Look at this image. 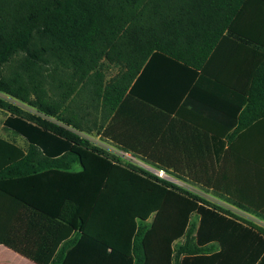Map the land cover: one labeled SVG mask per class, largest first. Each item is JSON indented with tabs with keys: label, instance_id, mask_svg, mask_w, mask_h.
Segmentation results:
<instances>
[{
	"label": "trees",
	"instance_id": "obj_1",
	"mask_svg": "<svg viewBox=\"0 0 264 264\" xmlns=\"http://www.w3.org/2000/svg\"><path fill=\"white\" fill-rule=\"evenodd\" d=\"M247 1L0 0V110L6 113L4 128L27 144L22 152L17 149L14 159L0 170V181L52 169L74 173L84 154L104 157L124 167L132 173L127 191L97 190L95 194L93 189L91 199L85 203L84 217L90 220V227L117 236L120 234L111 225L119 218L125 220L122 236L133 257L110 250L98 230L93 237L74 234L80 200L67 199L59 215L53 217L2 190L0 244L37 264H149L147 240L161 224L162 212L182 209L183 205L185 226L179 233L166 235L170 243L165 262L171 242L182 235L183 242L173 250V264H192L193 256L200 260L197 264L213 260L208 257V242L214 237L222 245L224 241L208 233L204 226L208 216L218 215L219 222H223V215L232 216L229 211L210 206L203 197L125 162L82 133L92 135L96 131L102 140L118 149L169 171L168 166L155 162L158 154L149 153L150 135L145 136L147 143L141 145L126 133H114V126L124 117L125 121L147 122L152 135H159L175 113L176 94L183 89L176 76H186L184 89H190L188 97L192 98L206 80L205 65L225 32L235 36L231 24ZM240 38L244 43H252L246 37ZM260 45L262 57L255 59L249 91L241 99L237 95L234 111L222 109L229 117L248 123L264 117V45ZM154 57L176 64L175 71L172 65L167 66L170 63H165L158 73L165 77L167 85L164 101L141 89L145 68ZM106 65L118 67L119 73L107 79ZM173 75L175 82L169 78ZM203 101L205 105L210 103ZM131 104H136V109L128 115ZM183 105L189 104L186 101ZM105 192L116 198L117 206L132 203L136 213L120 217L110 212L101 219V207L94 206L93 200L99 194L106 196ZM196 204L201 226L195 236L189 217ZM155 212L157 216L151 225L146 219ZM99 220L102 223L95 225ZM248 225L264 234V229Z\"/></svg>",
	"mask_w": 264,
	"mask_h": 264
},
{
	"label": "crops",
	"instance_id": "obj_2",
	"mask_svg": "<svg viewBox=\"0 0 264 264\" xmlns=\"http://www.w3.org/2000/svg\"><path fill=\"white\" fill-rule=\"evenodd\" d=\"M230 30L235 36L225 32L205 65L206 80L196 88L192 98L188 97L190 89H184L186 76H176L183 89L176 94L175 113L167 119L159 135H152L147 122L140 123L134 119L125 121L124 117L114 126L117 129L114 133H126L131 140L141 145L147 143L145 136L150 135L149 153L158 154L159 158L155 162L168 166L167 172L176 175L175 178L187 187L178 186L192 190L206 199L210 206L222 207L232 214L223 215V222H219L221 218L218 215L208 216V224L204 227L208 233L223 238L224 245L217 237L208 242L207 246L211 248L208 257L213 260L207 264H264V234L248 225L252 223L264 229V117L248 123L233 119L222 111H234L238 96L241 99L242 95L247 94L252 83L255 59L262 57L258 46L264 45V0H248L234 18ZM240 37H246L252 43H244ZM166 61L163 57H154L143 74L142 91L159 101L166 99L165 77L158 74L165 63H170ZM170 65L175 71L176 64L167 66ZM169 78L176 81L174 75ZM203 100L210 102L209 105H205ZM186 101L188 106L183 105ZM131 105L128 115L136 109V104ZM4 121L0 124V170L14 159V154L20 149L8 140ZM20 139L25 142L22 137ZM20 150L22 152L23 149ZM75 170L69 173L52 169L36 175L3 180L0 181V190L57 217L63 203L72 198V189L81 187V190H89L91 184L95 183L98 186L93 189L100 192H118L121 188L127 191L126 185L132 180L130 171L93 154H84L81 165ZM96 173L99 175L96 176ZM98 196L93 200L96 207L99 206ZM197 207L196 204L189 217L195 226V236L201 226ZM85 214V203L81 201L73 224L76 230L74 234L93 237L99 231L108 241L110 250L115 249L133 257L130 247L126 248L127 240L123 236L120 238L115 233L90 227V220L84 217ZM156 216L157 212L148 220L154 222ZM183 240V235L173 239L168 262L164 264H173L174 247ZM192 260V264L200 261L196 260V256ZM0 264L37 263L0 244Z\"/></svg>",
	"mask_w": 264,
	"mask_h": 264
},
{
	"label": "rangeland",
	"instance_id": "obj_3",
	"mask_svg": "<svg viewBox=\"0 0 264 264\" xmlns=\"http://www.w3.org/2000/svg\"><path fill=\"white\" fill-rule=\"evenodd\" d=\"M120 69L116 66H107L104 68V72L106 75L107 79H111L113 77H115L118 73H119ZM8 100L13 101L17 104H19L20 106H22L23 108L27 109V110H32L30 107L23 105L22 103H19L17 101L12 100L10 97H6ZM33 111V110H32ZM95 113V111H93ZM6 117V113L2 110H0V124H2L3 120ZM6 135L8 136V140L9 141H14L15 144L20 148V149H26L27 144L20 139L19 136H16L13 132L8 131L6 132ZM82 135H84L85 137L89 138L94 144L108 150L110 153L116 155L117 157H120L122 160H124L125 162H130L133 163L149 172H151L150 166L147 162H145L144 160L140 159L139 157H135L132 154H127L125 151L117 149L116 147L112 146V144L107 143V141H104L101 139V137L99 135L96 134V131L94 132V134L89 135V134H85L82 133ZM96 176L99 175L98 173L95 174ZM173 177V180L171 182L178 184L180 186H184L187 187L186 185H183L182 182H180L178 179L175 178V176L171 175ZM89 186V185H88ZM98 185H96L95 183H92L90 186V189L87 190L89 192H84L83 189H72V199H78L80 201H83V203H86L88 199H91V195H93V188H97ZM189 191L193 192L192 190L189 189ZM94 193H98L96 189H94ZM195 193V192H194ZM106 196L104 195V197L99 194L98 198H99V205L101 207L102 213H101V219H104L108 216V214L110 212L114 213H118V215L120 217H125L126 215L128 216L129 212L131 213H136V207L135 206H130L132 205V203L130 205H128V203L124 202L122 203L120 206L115 205L116 204V198H113L110 194V192H105ZM118 198V197H117ZM127 201V200H126ZM155 217V216H154ZM139 219V218H138ZM137 220L136 222H138L139 220ZM148 223L152 222L149 221L148 219H146ZM153 220V219H152ZM155 220V218H154ZM153 220V221H154ZM124 221L121 218H119L118 221H114L115 223L111 225V227L116 228L115 230L117 231L118 234H120L118 237L121 238L122 234L124 233L122 229H124ZM185 214H184V208L182 205V209L181 208H174L173 210H169L168 211L165 209V211L162 212L161 214V224H159L157 230L155 232H152L151 235H149L148 237V254L149 257L151 258L150 263L149 264H163L166 261V257H167V245L168 243H170L169 238L166 236L168 234L173 235L174 233H179L182 231L183 227L185 226ZM102 222L96 221L95 225H99ZM184 223V224H183ZM104 228H106L104 226ZM180 229V230H179ZM182 242V241H181ZM147 250V248H146ZM164 258V259H163Z\"/></svg>",
	"mask_w": 264,
	"mask_h": 264
},
{
	"label": "built area",
	"instance_id": "obj_4",
	"mask_svg": "<svg viewBox=\"0 0 264 264\" xmlns=\"http://www.w3.org/2000/svg\"><path fill=\"white\" fill-rule=\"evenodd\" d=\"M150 169H151V173L156 175L159 179L170 181V182L173 180V177L164 169L153 168V167H150Z\"/></svg>",
	"mask_w": 264,
	"mask_h": 264
}]
</instances>
